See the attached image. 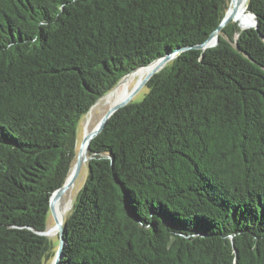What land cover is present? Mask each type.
Segmentation results:
<instances>
[{
    "label": "trees",
    "instance_id": "1",
    "mask_svg": "<svg viewBox=\"0 0 264 264\" xmlns=\"http://www.w3.org/2000/svg\"><path fill=\"white\" fill-rule=\"evenodd\" d=\"M0 0V264H51L78 125L172 54L93 138L59 264H264V0Z\"/></svg>",
    "mask_w": 264,
    "mask_h": 264
},
{
    "label": "water",
    "instance_id": "2",
    "mask_svg": "<svg viewBox=\"0 0 264 264\" xmlns=\"http://www.w3.org/2000/svg\"><path fill=\"white\" fill-rule=\"evenodd\" d=\"M248 0H230L228 9L220 23V25L218 26V28L211 33V35L206 39L205 42L195 45L194 47L196 48H201V49H205L208 47H212L218 44L219 42V33L221 31V29L226 26L228 23L230 22H236L238 27H240L242 30L243 29H247L250 27H256L257 26V20H256V16L255 14L252 13V15L255 18V21L252 25H249L250 27H241L240 23L237 22V14L239 12V9L241 6L246 5L247 6ZM173 55L172 54H166L163 57H160L154 61H152L149 65H154V67L152 68L151 71H149L146 76L143 78V80L139 83V85L136 87V89H134L130 94H128L125 98H123L121 101L115 103L114 105H112L108 111L104 114V116L102 117V119L100 120V122L98 123L97 127H95L92 131H90L89 133H87L81 144H80V148L78 150V154H77V158L75 163L72 166L71 172L69 174V176L67 177L65 183L58 188L57 190H55L50 198V209L51 212L53 214V218L56 222V229L59 232V247L56 253L55 258L53 259L51 264H59L62 256H63V249L66 245V238H65V215L60 216L57 212L56 209V203L60 200H62V198L64 197L65 193L75 184L84 164H86L89 159L90 156L88 155L90 146H91V141L93 140V138L95 136H97L106 126L109 118L116 112L118 111L120 108L126 106L127 104H129L131 102V99L133 98V96L144 86L146 85V83L148 82V80L158 71H160L171 59H172ZM149 65L146 66H142L138 69H136L135 71L125 75L119 82L118 84L114 87V89H116L123 81L125 78H127L128 76H130L133 73L138 72L141 68L147 67ZM113 89V90H114ZM112 90V91H113ZM111 92V91H110ZM109 94V93H108ZM51 230H46L43 232V234H50Z\"/></svg>",
    "mask_w": 264,
    "mask_h": 264
},
{
    "label": "rangeland",
    "instance_id": "3",
    "mask_svg": "<svg viewBox=\"0 0 264 264\" xmlns=\"http://www.w3.org/2000/svg\"><path fill=\"white\" fill-rule=\"evenodd\" d=\"M146 76V72H143L142 74L136 75V77H133L132 80L130 79L129 86L127 90L125 91V95L127 93H131L136 87L139 85V83L143 80V78ZM147 92L146 85H144L131 99L132 102H138L141 101ZM106 96V95H105ZM104 96V97H105ZM103 97V99H104ZM102 98L96 103L97 108H95L92 112H89L79 123L78 125V150L80 148V144L84 138V136L92 131L95 127H97L98 123L104 116V114L108 111L110 108V105L106 106V101ZM94 113V114H93ZM92 117V118H91ZM76 161V159H75ZM74 161V163H75ZM87 163L84 164L75 184L65 193L64 197L62 198L63 206L65 208V217L70 212L73 201L78 193V191L83 187L86 177H87ZM48 230H51V233L48 234V236L54 240V244L59 247V232L56 229V222L53 218V214L51 212L49 220H48Z\"/></svg>",
    "mask_w": 264,
    "mask_h": 264
},
{
    "label": "bare ground",
    "instance_id": "4",
    "mask_svg": "<svg viewBox=\"0 0 264 264\" xmlns=\"http://www.w3.org/2000/svg\"><path fill=\"white\" fill-rule=\"evenodd\" d=\"M255 21L254 16L252 15V12L248 10V7L246 5L241 6L239 9V12L237 14V22L240 23L241 27H250L249 25H252ZM241 29V28H240ZM154 65H149L147 67L141 68L138 72L131 74L127 78L124 79V81L113 91H111L109 94H107L103 100L106 101V106L114 105L115 103L121 101L123 98H125L129 93L125 95V91L127 90L129 86V80L133 77H136V75L142 74L143 72H146V74L152 70ZM98 105H94L90 112H92L95 108H97ZM94 114V113H93ZM92 118V117H91ZM56 209L60 216L65 215V208L63 206L62 200L58 201L56 203Z\"/></svg>",
    "mask_w": 264,
    "mask_h": 264
}]
</instances>
